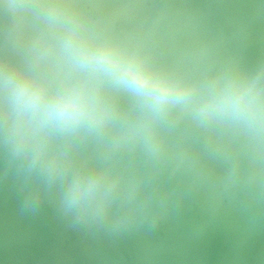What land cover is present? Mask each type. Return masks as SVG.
Segmentation results:
<instances>
[{
    "label": "water",
    "instance_id": "obj_1",
    "mask_svg": "<svg viewBox=\"0 0 264 264\" xmlns=\"http://www.w3.org/2000/svg\"><path fill=\"white\" fill-rule=\"evenodd\" d=\"M24 83L89 115L42 123ZM0 264H264V0H0Z\"/></svg>",
    "mask_w": 264,
    "mask_h": 264
},
{
    "label": "clouds",
    "instance_id": "obj_2",
    "mask_svg": "<svg viewBox=\"0 0 264 264\" xmlns=\"http://www.w3.org/2000/svg\"><path fill=\"white\" fill-rule=\"evenodd\" d=\"M81 52L95 60L104 71L120 74L131 86L152 98L157 105H164L172 98L171 93L175 86L156 80L135 59H125L115 49L107 46L99 49L82 48ZM18 93L25 107L37 110L42 123L55 121L75 124L89 115L85 102L78 92H60L54 98L45 100V91L42 87L34 88L24 83L19 86ZM97 182L98 178L93 179L90 187ZM73 192L76 195L85 192L79 181L74 183Z\"/></svg>",
    "mask_w": 264,
    "mask_h": 264
}]
</instances>
